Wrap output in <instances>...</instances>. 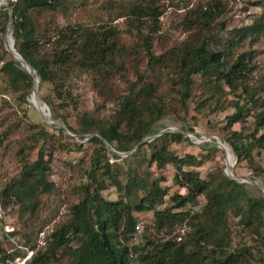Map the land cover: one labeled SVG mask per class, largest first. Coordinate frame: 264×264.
<instances>
[{
	"label": "trees",
	"instance_id": "16d2710c",
	"mask_svg": "<svg viewBox=\"0 0 264 264\" xmlns=\"http://www.w3.org/2000/svg\"><path fill=\"white\" fill-rule=\"evenodd\" d=\"M66 1H9L14 48L36 70L39 78L38 92L44 85L50 87L56 103L52 98L41 97L50 114L60 119L74 134H92L89 142L95 145L88 166L83 170L86 183L80 187L79 199L70 205L67 219L52 229L43 248L28 257L24 264H248L249 249L229 250L230 232L225 224V210L245 196L247 188L256 189L254 186L238 183L224 176L221 171L218 174L210 173L203 179L197 171L184 170V167L197 166L200 161L191 154L179 157L169 149L171 142L181 140V132L163 133L150 142L140 144L126 158L135 157L144 147L158 143L144 159L149 171L141 175L129 171L124 183L118 178V173L111 170L108 160L103 163L105 155L100 153L101 150L106 151V145L116 152L130 151L170 115L164 111L161 98L157 96L160 87L158 81H151L147 75L161 70L174 86L169 93L177 94L179 102L185 108L193 76L213 78L214 91H222L225 85L233 92L238 91L237 96L244 103L251 104V109L255 110L253 118L260 123L262 134L250 136L243 131L231 129L233 124L242 120L244 111L243 105L235 103L236 112L227 118L228 132L224 140L237 161L244 159L254 173L261 171L256 166L253 152L264 147V99L257 95L264 88L250 85L254 69L250 66L252 53H235L245 37L232 38L227 45L221 47L220 40L210 33L211 22L224 11L223 2L209 0L206 5L189 9L185 26L205 31L204 35L198 40L187 39L177 53H173L174 49H171L161 54L153 53L150 45L160 15L159 0L119 3V16H123L128 26L136 29L140 36V45L136 48L143 49L147 58V71L135 72V81L118 97L111 119L99 122L83 112L79 117L78 128L75 129L64 114L69 109L77 108L72 79L86 74L90 76L93 87L102 94L112 76L122 69L121 62L128 49L120 42L119 28L109 23L59 25L51 20L44 24L39 22L37 17L60 12L65 8ZM0 10V18H3L0 24L2 33L7 14L3 6H0ZM143 27H147L148 31L143 33ZM222 29L223 27L218 30ZM246 30L264 36V11ZM0 50L5 52L1 46ZM136 52L138 54L135 50L134 53ZM2 59L3 55L0 57ZM0 72L7 78L11 88L20 92L19 97L25 103L32 86L31 76L11 58L2 64ZM170 119L175 124L180 123L181 131L193 132L189 121ZM44 126L23 124L17 120L3 134L8 136L14 130L25 129L30 135L19 141L17 156L23 159L31 151L36 152L33 161L22 160L19 176L4 190L7 196L20 200L26 210H33L38 196L50 193L54 187L48 180L50 167L45 158V142L51 140L55 143L57 139H52L53 135ZM56 129L61 133L62 129ZM199 146L205 151L218 150L210 142ZM78 148L81 149V146ZM112 156L116 157V154L112 153ZM153 164L158 169H163L168 164L173 165V183L185 192L171 195V205L167 208L158 209L165 203L168 189L160 185L158 178L148 180ZM105 175L110 180L109 184L116 187V200H107L102 195L107 188ZM262 185L264 188V183ZM200 196L205 203L199 212L182 210L187 206L194 207ZM247 201V219L251 220L254 219V214L264 210V199L249 198ZM137 212H152V224L147 235H141L139 242L130 244L138 232L134 215ZM179 225L185 226L182 236H170L166 239L159 237L164 230L169 234ZM11 258L0 244V264H8Z\"/></svg>",
	"mask_w": 264,
	"mask_h": 264
},
{
	"label": "rangeland",
	"instance_id": "374dc122",
	"mask_svg": "<svg viewBox=\"0 0 264 264\" xmlns=\"http://www.w3.org/2000/svg\"><path fill=\"white\" fill-rule=\"evenodd\" d=\"M15 1V0H8ZM130 0H67L65 8L60 12L37 17L41 24L47 21H55L59 25L77 23L84 25H100L109 23L115 25L121 31L120 42L127 48L128 53L123 56L122 69L115 73L104 88V92L99 94L93 87L90 76L82 74L74 77L71 81L73 93L76 98L77 108L69 109L64 114L68 117L69 124L75 129L78 128L79 117L83 112L97 119L99 122L111 119L114 115V109L118 97L124 94L128 85L135 81V72H146L147 58L143 49L138 50L140 45V36L136 29L130 28L127 20L120 15L119 3H128ZM209 0H159V12L156 23V32L152 34L150 45L155 54H161L174 49L177 53L178 48L187 39L198 40L205 31L198 28H187L185 26V17L189 9L197 6L206 5ZM224 4V11L210 25V33H213L215 39L220 40L221 47L227 45L230 39H239L245 37L242 45L235 49V53L250 51L252 60L250 66H253V72L250 77L251 86H261L264 88V36L246 30L257 21L258 17L264 11V0H221ZM1 11V10H0ZM3 18H0V24ZM7 21L5 22V28ZM222 30H218L222 28ZM148 31L147 27L142 28V32ZM4 32L0 33V46L5 52L0 50V68L11 55L6 51L3 43ZM138 51L134 53V51ZM120 61V60H118ZM166 71V70H165ZM148 77L153 82L159 84L157 96L160 97V103L165 108L166 113H170L164 121L154 127L152 134L161 130L170 131L172 129L180 130L179 125L171 121L170 118H179L183 121H189L192 128V134L197 138H217L223 144L228 146L224 140L227 136V118L236 112L235 103L243 105L244 111L242 120L232 125L231 129L243 131L245 135L260 136L262 129L260 123L255 121L253 115L254 109H251L247 102L238 98V91L233 92L223 85L222 91H214L213 78H203L193 76L192 86L189 91V98L186 101L185 108L178 100V95L169 93L172 86L171 79L163 75L161 70H155ZM30 92L26 102H22L19 97L20 92L14 91L8 84L7 78L0 72V244L1 247L12 256L8 264H15L19 261L34 255L41 250L44 243L58 223L68 217L69 207L79 199L80 187L86 183L83 170L88 166L89 158L93 152L94 144L89 139L67 135L61 130L57 131L56 126L47 124L43 121L39 111L32 105ZM39 97L52 98V92L48 85H44L38 92ZM264 99V89L258 91ZM42 99V98H41ZM20 120L23 124H32L38 127L44 126L45 130L53 135L52 139L57 142L46 144V156L50 167L48 180L54 185L53 190L46 194H41L36 200V206L33 210H26L20 200L13 196L6 195L4 190L19 176L22 160L33 161L36 158L35 150L23 159L17 156L20 147L19 141L26 139L28 134L25 129L14 130L8 136L6 128L13 121ZM47 124V125H46ZM55 127V128H53ZM58 128V127H57ZM37 131L38 129H33ZM174 131L165 132L172 133ZM187 132V131H181ZM188 133H191L188 131ZM155 138V137H154ZM151 141V140H150ZM149 141V142H150ZM27 143H29L26 140ZM209 142V141H206ZM52 143V144H51ZM195 138H189L182 133L179 142H171L169 149L177 156L183 157L191 154L200 161L197 166L184 167V170L197 171L201 178L206 179L208 174H218V171L225 175L226 153L223 149L217 148L216 152L205 151L200 148V144ZM41 142H39V145ZM210 144H213L210 142ZM30 145V143L28 144ZM81 146V149L78 148ZM158 146V143L152 146L144 147L135 157H128L109 151L101 150L103 163L108 160L111 164V170L118 173V178L122 183L126 180L127 173L137 172L144 174L149 171L147 161L149 153ZM229 147V146H228ZM108 148L112 149L108 146ZM112 153L116 154L112 156ZM130 155V154H129ZM128 155V156H129ZM256 163L261 171L254 173L244 159L234 160L230 168L237 177L250 178L257 181L262 187L264 183V147L258 148L253 152ZM116 164V165H113ZM174 167L171 164L163 169H158L155 164L150 167L148 180L154 178L160 179V185L168 189V196L165 203L158 209L167 208L171 205L169 197L175 193L184 194V190L175 186L173 183ZM227 177V176H226ZM107 188L102 195L107 200H116L118 193L115 186L110 185L107 175L104 176ZM247 185L252 186L247 183ZM263 198L261 192L256 188H247L245 196L240 197L225 210V224L230 232L229 250L237 248L249 249L247 252L248 264H264V210L259 214H254V219H247L248 199ZM205 201L202 196L194 207H185L184 211L199 212ZM138 232L134 235L130 244L140 241L141 235L149 233V227L152 224V212L134 213ZM245 223L249 225L246 226ZM184 224V223H183ZM185 232V226L179 225L169 234L166 230L159 234V237L166 239L170 236H182ZM179 239V238H178Z\"/></svg>",
	"mask_w": 264,
	"mask_h": 264
},
{
	"label": "water",
	"instance_id": "95a60500",
	"mask_svg": "<svg viewBox=\"0 0 264 264\" xmlns=\"http://www.w3.org/2000/svg\"><path fill=\"white\" fill-rule=\"evenodd\" d=\"M0 6H3L6 10V14H7V25L5 28V35L9 32L10 35V44L7 46L6 45V41H5V36L3 37V43H4V47L6 49V51H8V53L11 55L12 59L19 63L25 70L26 72L31 76L32 78V86H31V94H34V96L37 98V100L42 103V105L45 107V109L47 110V115L48 117L45 118V116L39 111V113L41 114V117L43 119V121L47 124H52L60 129H62V131H64V133H66L67 135L73 136L75 138H78L79 135L74 134L72 132H70L68 130V128L66 127V125L57 118H54L49 111L48 106L46 105V103L39 97L38 95V75L36 70L30 65L28 64L22 57L21 55L15 50L14 48V39L12 37V29H13V24H12V12H11V8L9 7V2L8 0H0ZM170 131H174V132H181L180 130L177 129H172ZM170 131H165V130H161L160 132L156 133V134H147L138 144H136L130 151L127 152H116L113 149L108 148V146L105 144L104 139H102L103 143L106 145L107 149L109 151H113L117 154L123 155V156H128L129 154H131L133 151H135V149L140 145L143 144L146 141H150L152 140L154 137H158L160 135H162L165 132H170ZM184 133L185 135H187L189 138H195L197 139L199 142H206L209 141L211 143H213L217 148H221L225 151H228L229 155H230V162L226 163V169H225V175L238 182V183H249L252 186H254L255 188H257L264 199V188L255 180H252L250 178H244V177H237L234 175L232 169L230 168V166L232 165V163L235 160V156L233 154V152L231 151V149L226 146L225 144H223L219 139L217 138H205V137H199L197 138L194 134L192 133H188V132H181ZM81 137H84L85 139H89L90 137H92V134H87V135H82ZM222 145V146H221Z\"/></svg>",
	"mask_w": 264,
	"mask_h": 264
},
{
	"label": "bare ground",
	"instance_id": "6f19581e",
	"mask_svg": "<svg viewBox=\"0 0 264 264\" xmlns=\"http://www.w3.org/2000/svg\"><path fill=\"white\" fill-rule=\"evenodd\" d=\"M5 41H6V45L8 46L10 44V35L9 32L5 35ZM30 99L32 101V105L37 109L40 110V112L46 117H48L47 115V110L45 109V107L42 105V103H40L37 98L34 96V94L30 95ZM222 146V145H221ZM226 163H229V154L228 151H226Z\"/></svg>",
	"mask_w": 264,
	"mask_h": 264
},
{
	"label": "built area",
	"instance_id": "2783aa9c",
	"mask_svg": "<svg viewBox=\"0 0 264 264\" xmlns=\"http://www.w3.org/2000/svg\"><path fill=\"white\" fill-rule=\"evenodd\" d=\"M28 258V257H27ZM27 258H25V259H23V260H21V261H19V259L17 260V263H15V264H24V262H25V260L27 259Z\"/></svg>",
	"mask_w": 264,
	"mask_h": 264
}]
</instances>
